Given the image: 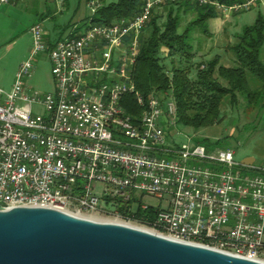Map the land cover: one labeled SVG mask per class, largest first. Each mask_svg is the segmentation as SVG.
Here are the masks:
<instances>
[{"label":"built area","instance_id":"1","mask_svg":"<svg viewBox=\"0 0 264 264\" xmlns=\"http://www.w3.org/2000/svg\"><path fill=\"white\" fill-rule=\"evenodd\" d=\"M14 1L0 0V7ZM182 1L141 0L131 17L101 25L91 17L81 31L74 26L52 42L42 24L31 27L30 57L12 89H0V206L137 224L117 209L130 205L131 214L154 211L143 228L264 263V164H239L231 150L169 146L167 131L178 122L173 92L146 99L131 77L145 26L157 9ZM190 1L232 14L261 0ZM40 54L52 65L53 93L25 84ZM127 96L143 109L137 122Z\"/></svg>","mask_w":264,"mask_h":264},{"label":"trees","instance_id":"2","mask_svg":"<svg viewBox=\"0 0 264 264\" xmlns=\"http://www.w3.org/2000/svg\"><path fill=\"white\" fill-rule=\"evenodd\" d=\"M211 2L233 6L247 0H209ZM141 0H118L102 3L92 17L94 24H111L133 16L139 12ZM166 21L161 23L162 16L153 15L141 35L140 53L132 70L131 77L137 91L148 99L151 95L172 91L178 112V124L193 129L213 126L221 121V107L229 99L236 106L242 97L248 108L264 109V63L261 59L264 48V18L259 15L253 25L246 26L236 36L237 43L231 47L236 57V67H225L219 57L207 63L194 64V47L191 37L196 30L208 34V22L220 17L215 5L200 6L185 0L177 4H168ZM192 12L196 17L180 32L181 13ZM90 18L80 22L76 32L81 31ZM71 24L62 27L59 37L62 39ZM50 42L54 39L48 37ZM168 50L166 58H178L171 62V68L165 65L162 50ZM195 74L194 78L192 77ZM248 74L252 75L260 87L252 89ZM222 80L224 84L220 82ZM127 111L137 122L143 109L137 104L134 96H127ZM209 151L216 150V144L207 140L196 141ZM175 148H180L176 146ZM130 205H118L120 214L132 219L140 226L150 227L154 220V211L136 210L130 213Z\"/></svg>","mask_w":264,"mask_h":264},{"label":"rangeland","instance_id":"3","mask_svg":"<svg viewBox=\"0 0 264 264\" xmlns=\"http://www.w3.org/2000/svg\"><path fill=\"white\" fill-rule=\"evenodd\" d=\"M61 1L62 3L58 4ZM104 1L110 3L118 0H57V2L16 0L11 4L1 6L0 89L6 92L12 89L20 65L29 59L33 45L30 30L35 23H41L51 33V38L55 40L59 37L62 27L71 24L73 29L74 26L80 24V21L93 17L92 11H97ZM164 7L155 12V15L162 16L161 23L166 21V9ZM47 11L51 12L52 19L42 18ZM259 15L264 18V1L262 0L245 12L232 14L220 12V17L217 18L220 19V25L215 26L214 23L211 25L210 20L208 22V34H204L200 30L193 33L191 37L195 54L193 63H207L219 57L221 65L236 67V57L231 50V47L237 43L236 35L240 34L244 27L253 25ZM195 17L196 14L192 12L185 13L183 11L181 13V33ZM162 53L163 57L168 56L166 48H163ZM261 59L264 63V48ZM177 60L178 58L173 60L166 58L164 63L168 68H171V62L177 63ZM33 65L32 77L26 79L25 84L35 90L53 93L55 82L52 75V65L47 54L36 56ZM194 76L193 73L192 77L194 78ZM248 80L252 89L260 87L252 75L248 74ZM220 82L224 84L222 80ZM202 140H207L213 144L220 141L221 145L216 150L233 151L235 161L239 164L251 158L254 159L255 165H262L264 164V109L248 108L242 97H239L236 106L227 99L222 104L221 121L217 124L196 130L181 126L177 122L167 131V143L171 147L183 144L197 145L196 141ZM102 191L103 188L99 186L97 191L99 196L102 195ZM146 202L156 204L152 200H146ZM133 225L142 227L138 224Z\"/></svg>","mask_w":264,"mask_h":264},{"label":"water","instance_id":"4","mask_svg":"<svg viewBox=\"0 0 264 264\" xmlns=\"http://www.w3.org/2000/svg\"><path fill=\"white\" fill-rule=\"evenodd\" d=\"M0 264L264 263L54 208L0 206Z\"/></svg>","mask_w":264,"mask_h":264},{"label":"crops","instance_id":"5","mask_svg":"<svg viewBox=\"0 0 264 264\" xmlns=\"http://www.w3.org/2000/svg\"><path fill=\"white\" fill-rule=\"evenodd\" d=\"M13 3V2H12ZM59 4V3H58ZM263 5V4H262ZM42 18L43 19H46V18H49V19H52L53 17L51 16V12L50 11H47L46 13H44L43 14V16H42ZM237 18V17H236ZM235 19V18H234ZM81 22V21H80ZM72 23H74L73 21H72ZM212 23H214V25L215 26H218V25H220L221 24V22H220V19H213V20H211L210 21V24L211 25H213ZM234 23V22H233ZM36 24V23H35ZM41 24V23H40ZM76 24H78V23H76ZM45 29V28H44ZM72 29V28H71ZM70 29V30H71ZM70 30L69 31H67V33H69L70 32ZM45 31H46V33H47V37H51V33H49L46 29H45ZM67 33H66V35H67ZM237 36V35H236ZM26 86L28 87V85L26 84ZM28 88H30V89H33V88H31V87H28ZM33 90H35V89H33Z\"/></svg>","mask_w":264,"mask_h":264},{"label":"bare ground","instance_id":"6","mask_svg":"<svg viewBox=\"0 0 264 264\" xmlns=\"http://www.w3.org/2000/svg\"><path fill=\"white\" fill-rule=\"evenodd\" d=\"M114 223H119V224H124V225H128V226H134V227H137L136 225H133V224H125V223H122V222H114ZM138 228H140V229H142V230H146V231H150L151 232V230L150 229H147V228H143V227H138ZM153 232V231H152Z\"/></svg>","mask_w":264,"mask_h":264}]
</instances>
